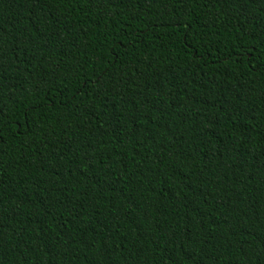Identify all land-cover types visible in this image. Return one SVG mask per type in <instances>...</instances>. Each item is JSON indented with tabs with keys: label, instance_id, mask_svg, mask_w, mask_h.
<instances>
[{
	"label": "trees",
	"instance_id": "obj_1",
	"mask_svg": "<svg viewBox=\"0 0 264 264\" xmlns=\"http://www.w3.org/2000/svg\"><path fill=\"white\" fill-rule=\"evenodd\" d=\"M0 264H264V0H0Z\"/></svg>",
	"mask_w": 264,
	"mask_h": 264
}]
</instances>
